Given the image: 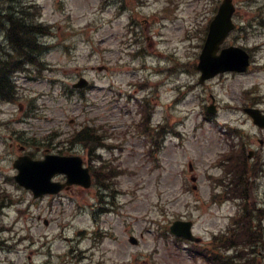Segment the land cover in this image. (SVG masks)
<instances>
[{
    "label": "rangeland",
    "instance_id": "rangeland-1",
    "mask_svg": "<svg viewBox=\"0 0 264 264\" xmlns=\"http://www.w3.org/2000/svg\"><path fill=\"white\" fill-rule=\"evenodd\" d=\"M35 1L41 5L40 20L52 26L40 37L50 45L43 55L46 68L16 74L19 100L0 101V190L11 200L0 208V264H209L195 255L192 243L174 240L168 227L176 219L192 220L204 245L228 226L236 204L215 194L220 188L213 178L220 174L217 158L228 150L225 124L248 133L244 153L248 146L256 150L255 158L247 159L249 204L264 206V130L242 111L247 90L261 95L258 107L264 111V25L253 20L264 18L257 8L264 9V0H234L236 25L245 24L247 31L236 29L221 45L249 48L250 70L221 73L204 84L183 64L198 55L199 34L204 35L199 29L221 0ZM14 3L0 0L2 6ZM128 24L135 33L127 31ZM138 49L142 55H135ZM79 75L90 87L74 91L70 84ZM143 83L148 85L140 89ZM210 95L213 114L206 113ZM143 96L154 104L153 121L167 116L176 129L154 158L134 128L136 101ZM83 124L108 137L107 148L96 149L99 162L79 144L61 154H78L88 166L106 163L114 199H100L99 193L108 192L95 184L33 198L14 181L19 143L40 142L24 145L41 158L46 151L57 153V141ZM42 138L50 144L43 145ZM256 264H264V256Z\"/></svg>",
    "mask_w": 264,
    "mask_h": 264
},
{
    "label": "trees",
    "instance_id": "trees-1",
    "mask_svg": "<svg viewBox=\"0 0 264 264\" xmlns=\"http://www.w3.org/2000/svg\"><path fill=\"white\" fill-rule=\"evenodd\" d=\"M41 8L31 5L25 0H16L14 4L0 6V27L4 42H0V101H13L16 98L15 83L13 76L15 72L25 71L27 66H32L37 71L42 67L40 57H42L48 46L38 40L39 36L50 34L52 27L39 20ZM188 70H193L194 63L184 65ZM145 112V118L140 123L144 128L143 133L148 141L158 147L159 136L163 135L167 129V124L157 125V129L150 126V110L148 105L140 104ZM241 138L243 134L237 131ZM102 134L94 129L85 127L79 132L74 141H80L84 145L88 143H101ZM100 137V139H99ZM242 141V140H241ZM243 143H240V146ZM239 146V147H240ZM244 148L240 147L238 152V163L230 160L228 167L232 173V180L226 192L240 198V210L236 219L237 230L232 238L226 239L224 249H233V253L220 256L219 249L213 253L216 264H256V261L263 256L264 252V227L262 208L253 207L249 204L252 199L249 187L248 164L244 153ZM256 166L253 165L252 168ZM96 182L111 191V196L116 191L112 180L107 178L113 176L105 166L96 167L92 170ZM10 201V196L5 191H0V208ZM241 253L239 255V252ZM261 253V255L259 254Z\"/></svg>",
    "mask_w": 264,
    "mask_h": 264
},
{
    "label": "water",
    "instance_id": "water-1",
    "mask_svg": "<svg viewBox=\"0 0 264 264\" xmlns=\"http://www.w3.org/2000/svg\"><path fill=\"white\" fill-rule=\"evenodd\" d=\"M232 12L231 0H223L217 14L209 24L207 39L196 66L201 72L200 82L219 72L244 71L248 65L247 53L238 47L223 48L218 55L215 54L219 44L233 26L230 20ZM85 84L86 81L81 80L76 85L84 86ZM208 111L213 112L214 107L209 106ZM245 111L252 116L255 124L264 127V115L258 109L245 108ZM14 166L18 169V174L15 176L16 181L25 188H30L34 196L55 193L63 187L64 184L51 181L52 176L56 173H64L67 177V184L77 183L85 187L90 184L88 169L82 167L81 159L78 156L48 154L44 160H31L28 156H19L15 160ZM186 225L187 223L175 221L171 230L177 235L196 240L188 232L189 225L187 228Z\"/></svg>",
    "mask_w": 264,
    "mask_h": 264
}]
</instances>
